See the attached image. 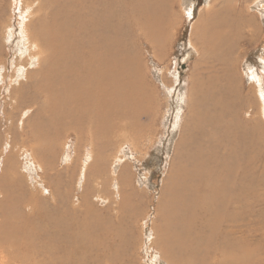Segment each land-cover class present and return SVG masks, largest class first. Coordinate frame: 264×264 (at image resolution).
<instances>
[{
  "label": "bare ground",
  "instance_id": "6f19581e",
  "mask_svg": "<svg viewBox=\"0 0 264 264\" xmlns=\"http://www.w3.org/2000/svg\"><path fill=\"white\" fill-rule=\"evenodd\" d=\"M172 1L22 0V33L16 50H10L7 39H16L14 0L9 16L0 0V70L15 60L17 75L12 73L7 83L4 76L3 82L15 91L9 119L19 117L16 131L9 129L5 162L10 171L5 168L0 180V264H128L124 235L102 225L100 216L97 224L82 221L75 208H65L67 199L60 191L50 210L38 209L45 199L28 197L24 183L12 181L10 172L16 173L21 153L33 161L25 170L35 173V164L53 163L56 151L63 150L64 156L72 143L78 147L71 160L81 156L80 147L86 152L81 177L91 160L93 169L102 168L112 157L110 150L130 155L124 144L131 129L142 132V118L152 103L142 87L137 47L158 33L172 32V21L163 18ZM248 1L225 0L224 12L220 7L205 10L194 25L193 45L203 61H210L205 64L209 76L194 79L175 154L168 219L172 234L161 246L165 259L167 251L175 253L173 264H250L252 253L260 250L247 245L240 250L243 243L260 240L256 218H264V198L257 194L264 186L257 178L264 175L259 166L263 149L255 135L260 121L254 119L262 104L254 85L253 96L244 95L235 73L237 46L254 21L249 7L246 13L235 7ZM261 4L264 16V0ZM36 62L39 67L33 69ZM245 108L253 110L248 120L241 119ZM26 112L30 114L23 119ZM116 169L111 163L113 174ZM11 210L16 216L9 217Z\"/></svg>",
  "mask_w": 264,
  "mask_h": 264
},
{
  "label": "rangeland",
  "instance_id": "374dc122",
  "mask_svg": "<svg viewBox=\"0 0 264 264\" xmlns=\"http://www.w3.org/2000/svg\"><path fill=\"white\" fill-rule=\"evenodd\" d=\"M12 1L5 0L6 16L10 15ZM26 1L37 2V0ZM217 1L218 4H215V0L172 1L171 12L163 15L165 20L172 21V32L168 34L165 31L162 36L158 33L151 38L150 43L139 44L137 47L139 52L137 60L141 62L144 81L142 87L151 97L152 103L147 109L148 114L142 118V132L131 129L124 144L130 155L122 157L121 154L119 155L118 148L110 150L112 157L105 161L102 168L99 164L98 169H93L94 162L91 160L87 164L88 167L84 169V176L81 177L86 152H83L80 147L81 158L71 160L77 154L76 147H78L76 143H72L66 146V148L69 146V149L64 156L63 150L56 151V161L53 163L45 164V166L38 163L43 167L44 174L41 166L37 164L34 165L35 173H28L25 168L28 169V164L33 161L30 156L22 153L21 157L17 156L16 173L11 174L10 172V176L14 177L13 180L10 177L12 181L16 183L15 180H21L24 183L26 187L24 191H27L28 197L36 198L39 195L45 199L44 205L36 206L38 209L46 207L50 210L53 200L58 198L57 191H60L67 199L65 208H75L82 221L87 218L89 225L97 224L100 216L103 219L100 221L102 225L113 232L124 235L122 246L126 251L128 250V264H173L177 262L173 251H167L168 259H165L161 252V246L165 243L163 241H167L172 234L168 223V219H172L170 216L172 204L170 185L172 183L170 181L175 173V154L189 113L194 79L198 77V74L202 78L208 77L206 73L208 67L205 64L210 63L208 58L205 59L206 62L203 61V55L201 56L194 46L192 33L194 25L202 20L200 16L203 11L206 10L205 13H209L213 8L220 7L219 9L224 12V7L228 3L225 0ZM261 2L262 0H251L239 3L235 7L237 12L245 13L246 8L249 7V15L254 17L253 26L245 30L247 34L243 35V44L237 46L239 61L236 62L235 73L245 88L244 95L252 97L254 90L250 87L254 85L255 93L262 104L259 109L256 108L257 115H254V119L260 121L255 135L263 149V157L259 166H264V16L259 13V10H262ZM229 4L234 6L233 1ZM14 8V12H11L13 16V22H11L14 24L16 39L14 41L12 39V44H10L12 41L7 39L10 50H16L15 46L19 42L18 34L22 33L21 15H24L22 0H14ZM5 48L4 62L9 52L8 47ZM199 49L203 50V47ZM242 51L243 54H240ZM15 65V60H12L11 63L9 61L8 68L3 67V70H0V180L5 168L10 171L5 162V157L10 153L12 141L9 129L13 128L12 130L16 131L19 119V117H16L14 121L9 119L8 113H12L15 109L13 105L15 91L14 88H10L9 91V87H4L3 82L4 76L7 77L6 80L4 79L7 83L12 73L17 75ZM38 67L39 63L36 62L33 69ZM252 111V109L245 108L241 119L248 120ZM29 114L26 112L22 118L26 119ZM38 114V112L35 113L36 118ZM175 122H177L176 127ZM25 123L26 120H24ZM18 125H21V121ZM18 134L21 135V131ZM18 151L17 149L13 153L18 154ZM67 158L71 160L70 163L66 162ZM113 162L118 165L115 174L111 170ZM89 172L90 174H87ZM257 178L264 182L263 174L262 177ZM257 194L264 198V186L258 188ZM27 196L25 195L26 199ZM31 205L32 208L35 207L34 204ZM17 208L18 206L15 207ZM12 211L9 217L16 216ZM17 228L19 230L21 226ZM255 230L260 240L243 243L240 250L242 251L245 245L252 249L259 246L260 250L252 253L253 258L250 264H264V218H256ZM9 245L13 247L12 243Z\"/></svg>",
  "mask_w": 264,
  "mask_h": 264
}]
</instances>
